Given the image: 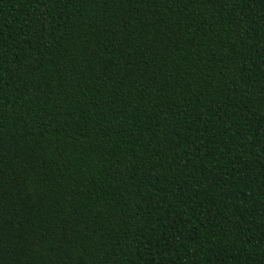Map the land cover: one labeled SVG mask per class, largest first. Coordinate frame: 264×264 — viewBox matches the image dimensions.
I'll return each instance as SVG.
<instances>
[{"label":"trees","instance_id":"16d2710c","mask_svg":"<svg viewBox=\"0 0 264 264\" xmlns=\"http://www.w3.org/2000/svg\"><path fill=\"white\" fill-rule=\"evenodd\" d=\"M0 264H264V0H0Z\"/></svg>","mask_w":264,"mask_h":264}]
</instances>
